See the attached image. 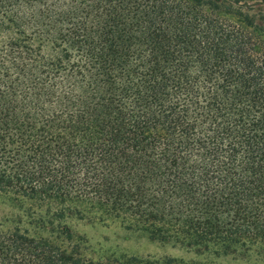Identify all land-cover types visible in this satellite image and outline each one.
<instances>
[{
	"label": "trees",
	"instance_id": "1",
	"mask_svg": "<svg viewBox=\"0 0 264 264\" xmlns=\"http://www.w3.org/2000/svg\"><path fill=\"white\" fill-rule=\"evenodd\" d=\"M0 264L93 259L71 218L264 261V0H0ZM67 227V228H66Z\"/></svg>",
	"mask_w": 264,
	"mask_h": 264
},
{
	"label": "rangeland",
	"instance_id": "2",
	"mask_svg": "<svg viewBox=\"0 0 264 264\" xmlns=\"http://www.w3.org/2000/svg\"><path fill=\"white\" fill-rule=\"evenodd\" d=\"M24 209L0 195V224L3 228L19 226L30 234L36 232L27 224ZM66 226L76 236H82L87 242V254L97 260L110 255H134L139 257H175L186 261H213L219 264H264L263 259L252 249L247 253L238 251L227 256L216 254L214 250L187 248L172 242L151 240L146 234L127 229L118 221L90 222L77 218L66 221ZM66 227V228H67Z\"/></svg>",
	"mask_w": 264,
	"mask_h": 264
}]
</instances>
